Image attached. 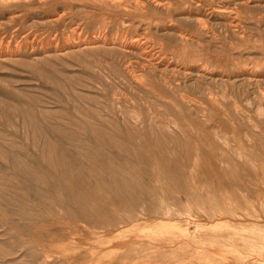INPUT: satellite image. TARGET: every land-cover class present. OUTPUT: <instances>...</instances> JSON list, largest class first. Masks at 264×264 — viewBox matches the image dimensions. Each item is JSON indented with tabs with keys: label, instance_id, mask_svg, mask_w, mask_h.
Here are the masks:
<instances>
[{
	"label": "rangeland",
	"instance_id": "1",
	"mask_svg": "<svg viewBox=\"0 0 264 264\" xmlns=\"http://www.w3.org/2000/svg\"><path fill=\"white\" fill-rule=\"evenodd\" d=\"M94 1L0 3V264H264V0Z\"/></svg>",
	"mask_w": 264,
	"mask_h": 264
},
{
	"label": "bare ground",
	"instance_id": "2",
	"mask_svg": "<svg viewBox=\"0 0 264 264\" xmlns=\"http://www.w3.org/2000/svg\"><path fill=\"white\" fill-rule=\"evenodd\" d=\"M7 0H0V3H2L3 4V2L5 3ZM96 1V0H95ZM94 1V2H95ZM99 1V0H98ZM103 1L105 2V0H100V3H102V5L104 4L103 3ZM108 1H110L111 3H113L114 4V6H118L119 5V3H118V1L119 0H108ZM122 1V0H121ZM96 3V2H95ZM98 3V2H97ZM4 5V4H3ZM127 6V5H126ZM138 6V5H137ZM129 9V8H128ZM142 12V11H141ZM99 35V34H98ZM134 44V43H133Z\"/></svg>",
	"mask_w": 264,
	"mask_h": 264
}]
</instances>
